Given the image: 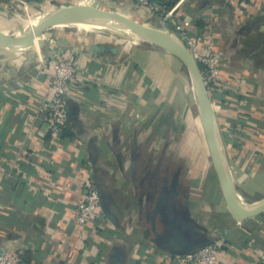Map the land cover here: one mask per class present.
Listing matches in <instances>:
<instances>
[{"label":"crops","instance_id":"obj_1","mask_svg":"<svg viewBox=\"0 0 264 264\" xmlns=\"http://www.w3.org/2000/svg\"><path fill=\"white\" fill-rule=\"evenodd\" d=\"M166 1L177 7L165 25L135 0H33L30 8L86 6L178 37L185 20L212 35L221 78L238 92L211 91L227 171L239 198L254 205L264 198L246 190L254 184L264 195V0ZM23 13L18 0H0V40L22 35ZM69 24L76 23L49 28L30 50L0 51V254L20 253L17 264H184L198 230L203 242L224 240L216 264H259L264 213L232 216L200 114L168 100L173 76L155 60L179 59L145 40L127 44ZM58 57H74L79 73L68 92L67 132L54 138L45 106ZM88 177L102 201L85 233L76 218ZM163 181L183 185L184 239L156 206Z\"/></svg>","mask_w":264,"mask_h":264},{"label":"water","instance_id":"obj_2","mask_svg":"<svg viewBox=\"0 0 264 264\" xmlns=\"http://www.w3.org/2000/svg\"><path fill=\"white\" fill-rule=\"evenodd\" d=\"M81 22L113 25L128 30L139 38L172 54L188 68L196 89L199 114L209 153L230 213L238 221L264 213V198L254 205H247L235 192L227 171V156L221 127L201 66L185 42L173 34L169 28L152 27L119 14L103 12L86 6L60 7L42 15L39 21L27 27L21 36L0 40V51L24 52L30 50L36 44L39 36L49 28L60 24ZM214 241V239H208L191 246L185 253Z\"/></svg>","mask_w":264,"mask_h":264},{"label":"built area","instance_id":"obj_3","mask_svg":"<svg viewBox=\"0 0 264 264\" xmlns=\"http://www.w3.org/2000/svg\"><path fill=\"white\" fill-rule=\"evenodd\" d=\"M18 1L22 5L23 12L31 11L30 2L33 0ZM135 1L141 7L149 10V12L159 14L164 25L176 14V5L168 8V6L163 5L158 0ZM187 25H189V22L185 20L177 24L180 31V38L194 54L200 66L203 67L201 69L210 92L224 90L225 92L232 93V97L237 98L238 92L234 89V86L221 78L222 54L215 47L213 36L206 33L204 29H200L199 32L191 31L186 27ZM202 43L204 44L203 48L200 47ZM52 67L50 94L45 110L49 132L56 138L61 136L68 126V92L78 77L79 68L74 57H58L53 60ZM233 102L237 103V100ZM84 186L85 194L78 202L76 221L84 227L86 233L89 222L99 215L101 192L92 177L87 178ZM224 245V240H215L210 244L184 253L180 256V259L184 264H216ZM249 246L253 247V243L250 242ZM258 255L260 260L259 264H264V253H259ZM20 260V253L8 252L0 254V264H17Z\"/></svg>","mask_w":264,"mask_h":264},{"label":"rangeland","instance_id":"obj_4","mask_svg":"<svg viewBox=\"0 0 264 264\" xmlns=\"http://www.w3.org/2000/svg\"><path fill=\"white\" fill-rule=\"evenodd\" d=\"M45 13L42 11H36V10H31L29 12H24L21 17L23 16V20L26 25V28L29 27L30 25H27V22L32 20L34 17L37 16H42ZM68 26L74 27V28H80L81 30L87 31L89 33L97 34V33H102L108 36H114L115 38L119 39L120 41H123L127 44L133 43L136 41L137 44L145 42L143 39L139 38L137 35L134 33L125 30L123 28L113 26V25H102L98 23H93V22H81V23H76V24H69ZM154 27V26H152ZM160 27V26H159ZM147 42V41H146ZM149 43V42H147ZM151 44V43H150ZM155 62L160 63L161 65V70L162 72H165L169 76H173V84L171 86V92L167 93L168 100L169 102L171 100H174L177 102V106L179 108H185L186 106H190L195 114L199 113V108L197 104V94H196V89L194 86L193 78L191 77V74L188 70V68L179 60L178 65H175V63L171 62L169 59H165L164 57H157ZM179 93V96L174 98V93ZM181 92V94H180ZM171 96V98H170ZM173 97V98H172ZM176 105V104H175ZM196 130V129H195ZM234 131H230L229 133L236 138V136L233 133ZM249 135V134H247ZM250 137V136H249ZM249 137H246L248 140ZM263 179V178H262ZM264 180V179H263ZM262 185H264L262 183ZM254 184L251 186H247L246 190L249 191L251 197H264V195H257L254 190Z\"/></svg>","mask_w":264,"mask_h":264},{"label":"trees","instance_id":"obj_5","mask_svg":"<svg viewBox=\"0 0 264 264\" xmlns=\"http://www.w3.org/2000/svg\"><path fill=\"white\" fill-rule=\"evenodd\" d=\"M163 5L168 6V8L173 7L175 1H166V0H158ZM201 68H203L201 66ZM211 94V92H210ZM67 128L65 129L64 134H66ZM183 185L175 181L170 183L169 181H163L161 187L158 189V196L156 206H158V210L160 213H166L167 215L163 218L164 224L171 229H174L179 238L184 239L183 235L186 227V212L183 209V194H182ZM177 216V217H176ZM185 216V218H184ZM194 240L192 241L191 246L197 245L204 240V236L198 230H195Z\"/></svg>","mask_w":264,"mask_h":264},{"label":"bare ground","instance_id":"obj_6","mask_svg":"<svg viewBox=\"0 0 264 264\" xmlns=\"http://www.w3.org/2000/svg\"><path fill=\"white\" fill-rule=\"evenodd\" d=\"M40 18H41V16L40 17L39 16L34 17L32 20H30L29 22H27V25H34V24H36L39 21Z\"/></svg>","mask_w":264,"mask_h":264}]
</instances>
